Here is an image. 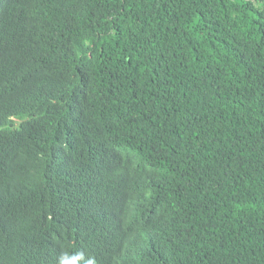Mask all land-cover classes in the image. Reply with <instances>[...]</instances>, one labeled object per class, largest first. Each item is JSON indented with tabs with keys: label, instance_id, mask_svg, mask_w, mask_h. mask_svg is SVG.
Masks as SVG:
<instances>
[{
	"label": "trees",
	"instance_id": "obj_1",
	"mask_svg": "<svg viewBox=\"0 0 264 264\" xmlns=\"http://www.w3.org/2000/svg\"><path fill=\"white\" fill-rule=\"evenodd\" d=\"M0 264H264V0H0Z\"/></svg>",
	"mask_w": 264,
	"mask_h": 264
}]
</instances>
